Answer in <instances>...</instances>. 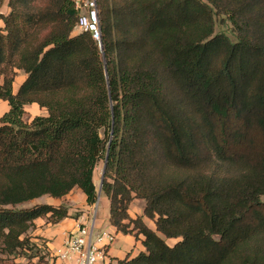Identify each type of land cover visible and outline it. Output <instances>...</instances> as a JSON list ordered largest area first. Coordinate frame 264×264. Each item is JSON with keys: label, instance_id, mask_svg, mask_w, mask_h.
Returning a JSON list of instances; mask_svg holds the SVG:
<instances>
[{"label": "trees", "instance_id": "trees-1", "mask_svg": "<svg viewBox=\"0 0 264 264\" xmlns=\"http://www.w3.org/2000/svg\"><path fill=\"white\" fill-rule=\"evenodd\" d=\"M95 3L100 41L75 35V0L0 12L3 253H23L36 221L70 218L64 204L18 207L75 189L95 205L107 161L110 224L146 249L120 264H264V0ZM216 18L238 42L216 35ZM8 66L26 76L17 91ZM35 105L47 115L27 124Z\"/></svg>", "mask_w": 264, "mask_h": 264}, {"label": "crops", "instance_id": "crops-1", "mask_svg": "<svg viewBox=\"0 0 264 264\" xmlns=\"http://www.w3.org/2000/svg\"><path fill=\"white\" fill-rule=\"evenodd\" d=\"M19 86L20 85H18V88ZM18 88H15V91H17ZM1 104L6 107L7 112V104L3 102H1ZM94 180L96 185V175ZM66 197L72 202V207L69 208L70 218L56 225L47 224L45 220H38L35 223V229L30 232V235L35 238L33 239L35 243L40 240H44V242L47 243L48 253L51 258L50 264H74L72 261L62 262L57 260V254L63 249L70 234L76 233L81 227H91L93 225L96 235L107 232L115 236V241L107 249L104 264H120V261L126 260L127 258H130V260L135 259L142 252H146L143 244L144 239L142 237L137 241L132 235L117 233L116 229L111 226L110 201L102 193L100 198H98L99 202L96 208L87 203L86 196L78 189H75ZM75 198H78L77 202H75ZM144 210L145 203L136 200L131 205L130 216L132 218L143 216ZM147 223L152 228L151 222L147 221ZM36 245L40 247L38 243Z\"/></svg>", "mask_w": 264, "mask_h": 264}, {"label": "rangeland", "instance_id": "rangeland-1", "mask_svg": "<svg viewBox=\"0 0 264 264\" xmlns=\"http://www.w3.org/2000/svg\"><path fill=\"white\" fill-rule=\"evenodd\" d=\"M77 3L78 1L80 2V0H75ZM9 0H6L5 5L0 9V12L3 14H9L10 13V9H9ZM79 5H81L80 3H78ZM80 10H81V14H85L86 13V8L84 7V5L79 6ZM3 27V24L0 23V28ZM215 32L216 35L219 34H224L226 35L233 43L238 42V38H237V34L234 31V28L232 26V24L230 22H221L220 18H216V28H215ZM82 31L80 29H76L75 31V35L81 34ZM6 71L8 73L9 77H14L15 73L18 74L17 78H16V83H15V88H18V85H20L24 79L26 78V76L24 75V72H20L17 70H12V68L10 66L6 67ZM6 112V107L0 103V117L3 116V114ZM47 115V111L46 110H42L40 109L38 106H28L26 108V114L24 116V121L27 124H31L33 122V120L37 117H43ZM104 166L105 163L104 162H100L99 165L96 168V188L99 194V190H100V181H102L103 178V171H104ZM211 171H217V172H221L222 170L225 172H227V170L224 168V166H221L220 164H216L214 165L212 168H210ZM180 174L178 172H176L174 174V176H177ZM181 176L184 177L185 174L181 173ZM77 197V196H76ZM78 201V198H75V202ZM99 202V199H98ZM98 202L93 205L94 208H96V206L98 205ZM60 204H64L66 206H68L69 208L72 207V202L71 200L67 199V197L63 200L60 201H54L48 197H44L42 199H38L32 202H29L23 206L18 207V210H22V209H32L36 206L39 205H57L59 206ZM152 228H154V225L151 223ZM36 227V225H35ZM34 227V229H35ZM33 230V229H32ZM31 230V231H32ZM30 231V232H31ZM29 237V243L31 240V243L28 245L27 249L21 253L20 251H18V255H14V256H7L3 253V247L0 246V264H50L51 262V258H50V254L48 253V247H47V243L44 242V240H40L39 242H37L39 246L35 245L37 243L34 242L33 238L30 233L28 235ZM39 239V238H38ZM169 244L173 245L175 244L174 241L169 242ZM29 248V249H28ZM31 248H34L33 252L30 251ZM38 257H35V256ZM33 256V257H32Z\"/></svg>", "mask_w": 264, "mask_h": 264}, {"label": "built area", "instance_id": "built-area-1", "mask_svg": "<svg viewBox=\"0 0 264 264\" xmlns=\"http://www.w3.org/2000/svg\"><path fill=\"white\" fill-rule=\"evenodd\" d=\"M78 3L84 5L86 13L81 14L77 28L82 32H92L95 40L100 41L99 19L95 0H80ZM81 5L78 4V6ZM114 241L115 236L113 234L104 232L96 235L94 225L81 227L76 233L69 235L56 259L62 262L72 261L74 264H104L107 249Z\"/></svg>", "mask_w": 264, "mask_h": 264}, {"label": "water", "instance_id": "water-1", "mask_svg": "<svg viewBox=\"0 0 264 264\" xmlns=\"http://www.w3.org/2000/svg\"><path fill=\"white\" fill-rule=\"evenodd\" d=\"M100 46H101V48H102V43H100ZM106 167H107V161L105 162L104 171H103V176H104V174H105ZM102 183H103V178H102V181H101V187H102ZM100 196H101V189H100V191H99L98 198H100Z\"/></svg>", "mask_w": 264, "mask_h": 264}]
</instances>
